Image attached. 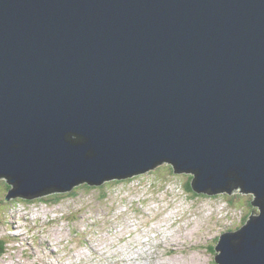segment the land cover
<instances>
[{
    "label": "water",
    "instance_id": "obj_1",
    "mask_svg": "<svg viewBox=\"0 0 264 264\" xmlns=\"http://www.w3.org/2000/svg\"><path fill=\"white\" fill-rule=\"evenodd\" d=\"M169 165L254 194L217 264H264V0H0L6 198Z\"/></svg>",
    "mask_w": 264,
    "mask_h": 264
},
{
    "label": "rangeland",
    "instance_id": "obj_2",
    "mask_svg": "<svg viewBox=\"0 0 264 264\" xmlns=\"http://www.w3.org/2000/svg\"><path fill=\"white\" fill-rule=\"evenodd\" d=\"M189 177L165 164L131 182L8 201L14 185L0 178V264H217L219 237L260 208L240 190L188 193Z\"/></svg>",
    "mask_w": 264,
    "mask_h": 264
},
{
    "label": "clouds",
    "instance_id": "obj_3",
    "mask_svg": "<svg viewBox=\"0 0 264 264\" xmlns=\"http://www.w3.org/2000/svg\"><path fill=\"white\" fill-rule=\"evenodd\" d=\"M160 167H162V166H160ZM160 167H158V168H160ZM157 169V168H156ZM149 172H151V171H149ZM148 172V173H149ZM170 172L173 174V171H172V168L170 167ZM145 174H147V173H145ZM144 175V174H143ZM173 175H175V174H173ZM140 176H142V175H139V176H135L136 178L135 179H139L140 178ZM175 176H183V175H175ZM134 178V177H133ZM190 178L192 179V177H189V182H188V184L190 185V182H191V180H190ZM1 179H4V180H6V182L8 183V179L7 178H2L1 177ZM130 180H134V179H132V178H130V179H127V180H124V181H126V182H131ZM117 182V181H116ZM8 185H9V183H8ZM9 186H11L12 187V185H9ZM239 189H240V187H238L237 189H234L233 191H232V193H235L236 191H239ZM194 191V190H193ZM193 191L192 192H190V191H187L188 193H193ZM240 191H242V189L240 190ZM195 193V192H194ZM224 193H227V192H224ZM231 193V194H232ZM195 194H197V193H195ZM221 194V193H220ZM229 194V193H228ZM245 194V193H244ZM245 195H247V194H245ZM47 196V195H46ZM253 196H254V194H253ZM256 198H255V196H254V200H255ZM58 200L59 199H56V201L57 202H55L54 204H58ZM253 202V201H252ZM252 207H254V206H252ZM253 212V211H252ZM252 216V214H250V215H248L247 216V218L248 217H251ZM250 219V218H249ZM249 221V220H248ZM247 224V223H246ZM242 229V228H241ZM240 230V229H239ZM236 232V231H235ZM228 233H230V232H228ZM225 234V233H224ZM223 235V234H222ZM220 238V237H219ZM219 241V240H218ZM3 245L1 246V241H0V261H5V260H1V258L2 257H4L5 256V253H6V251H7V243H2ZM215 248H216V246H215ZM209 251L211 252V250L209 249ZM216 252V251H215ZM217 255V252H216V254H215V256ZM215 256H214V259H215ZM214 262H215V260H214Z\"/></svg>",
    "mask_w": 264,
    "mask_h": 264
},
{
    "label": "trees",
    "instance_id": "obj_4",
    "mask_svg": "<svg viewBox=\"0 0 264 264\" xmlns=\"http://www.w3.org/2000/svg\"><path fill=\"white\" fill-rule=\"evenodd\" d=\"M190 180H191V178H190ZM130 181H132V180H130ZM185 190L186 191H190V192H192L193 190H192V188H191V186L188 184L187 185V188L185 187ZM239 190H241V188L239 189ZM193 193H194V191H193ZM196 195V194H195ZM198 195V194H197ZM58 199V198H57ZM56 200V199H55ZM3 244H1V246H2Z\"/></svg>",
    "mask_w": 264,
    "mask_h": 264
},
{
    "label": "bare ground",
    "instance_id": "obj_5",
    "mask_svg": "<svg viewBox=\"0 0 264 264\" xmlns=\"http://www.w3.org/2000/svg\"><path fill=\"white\" fill-rule=\"evenodd\" d=\"M5 203H8V202L5 201ZM193 234H194V233H193ZM19 238H20V237H19ZM49 256H50V255H49ZM131 256H132V255H131ZM130 264H131V263H130Z\"/></svg>",
    "mask_w": 264,
    "mask_h": 264
}]
</instances>
